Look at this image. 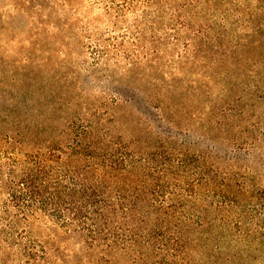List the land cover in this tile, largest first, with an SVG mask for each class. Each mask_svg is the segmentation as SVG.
I'll return each instance as SVG.
<instances>
[{
	"label": "rangeland",
	"instance_id": "rangeland-1",
	"mask_svg": "<svg viewBox=\"0 0 264 264\" xmlns=\"http://www.w3.org/2000/svg\"><path fill=\"white\" fill-rule=\"evenodd\" d=\"M217 2L228 13L203 0H0V160L92 129L151 143L178 168L167 204L196 193V214L234 226L216 260L196 234L185 253L151 260L264 264V0ZM9 199L0 264H140L43 214L34 237L8 224Z\"/></svg>",
	"mask_w": 264,
	"mask_h": 264
},
{
	"label": "trees",
	"instance_id": "trees-1",
	"mask_svg": "<svg viewBox=\"0 0 264 264\" xmlns=\"http://www.w3.org/2000/svg\"><path fill=\"white\" fill-rule=\"evenodd\" d=\"M203 1L215 11H229L218 0ZM107 138L87 130L73 143L39 146L33 152L23 151V156L0 160V195L10 196L5 208L8 224L22 223L39 238L35 221L43 214L91 247L130 255L140 264H170L152 260L170 252L185 253L195 237L196 245L212 242L209 253L215 260L222 257L218 249L234 226L215 224L209 210L196 214V193L184 198L174 194L181 207L167 204L165 178L177 177L176 165L166 166L165 155L150 151L155 146L151 143L131 146ZM42 251L48 254L46 246ZM37 252L25 248L28 257L39 256ZM224 257L234 258L228 253Z\"/></svg>",
	"mask_w": 264,
	"mask_h": 264
}]
</instances>
